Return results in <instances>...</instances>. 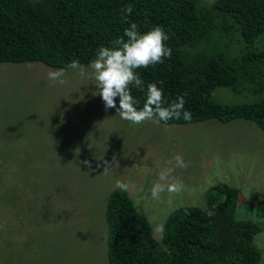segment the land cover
<instances>
[{"label":"rangeland","instance_id":"374dc122","mask_svg":"<svg viewBox=\"0 0 264 264\" xmlns=\"http://www.w3.org/2000/svg\"><path fill=\"white\" fill-rule=\"evenodd\" d=\"M220 34L211 53L237 57L264 47V32L253 42L240 32ZM89 64L81 65L90 72ZM58 69L0 63V264H111L106 210L117 180L134 185L128 192L153 230L180 207L206 208L216 185L237 188V217L261 226L255 241L264 264V131L257 123L132 124L105 109L95 85L77 71L65 69L68 82L53 84L47 73ZM213 97L252 103L264 100V91L220 87ZM177 154L190 162L172 173L182 191L152 199L160 170L173 167L168 161Z\"/></svg>","mask_w":264,"mask_h":264},{"label":"trees","instance_id":"16d2710c","mask_svg":"<svg viewBox=\"0 0 264 264\" xmlns=\"http://www.w3.org/2000/svg\"><path fill=\"white\" fill-rule=\"evenodd\" d=\"M126 5H133L131 15L123 11ZM133 22L141 33L160 26L169 36L171 57L135 70L145 91L150 83L163 90L164 106L184 97L191 119L163 123L246 119L264 131V100L229 104L213 97L220 87L263 92L264 47L237 57L209 47L217 30L221 36L240 32L253 42L264 32V0H0V63L40 61L64 69L72 60L90 63L99 47H112ZM130 90L142 108L145 91ZM239 196L235 187L214 186L206 208L173 211L159 241L129 192L115 189L106 210L110 263L259 264L263 252L255 238L261 226L237 217Z\"/></svg>","mask_w":264,"mask_h":264},{"label":"clouds","instance_id":"9594fccd","mask_svg":"<svg viewBox=\"0 0 264 264\" xmlns=\"http://www.w3.org/2000/svg\"><path fill=\"white\" fill-rule=\"evenodd\" d=\"M123 11L131 15L133 5H126ZM168 39V34L160 26L141 33L137 24L133 22L130 27L124 29L123 36L111 41L112 47L101 46L97 49L96 58L87 66L91 69L90 72L78 60L69 62L67 68L77 71L79 76L93 83L96 88L93 94L101 97L105 109L115 108L122 120L136 125L145 121L159 125L161 121L167 122L170 119L190 120L191 113L184 109L186 101L183 96L164 106L163 90L157 84L150 83L145 91L144 82L135 71L138 68L155 66L162 63L165 57H171L172 50L165 43ZM65 74L64 68L50 70L47 78L53 84L64 85L68 82L64 78ZM130 86L145 91L142 108L136 107L137 101L131 94ZM116 97H119V107L116 106ZM81 163L91 169L90 161L83 160ZM104 163L106 165L104 169L109 167L107 161ZM168 163L174 166L162 168L158 181L150 189L154 200H159L165 191L171 194L183 189V183L173 177L172 173L176 168L189 167L190 162H186L177 154ZM115 187L121 191H129L134 185L117 180ZM154 231L162 237L164 225L162 223L156 225Z\"/></svg>","mask_w":264,"mask_h":264}]
</instances>
